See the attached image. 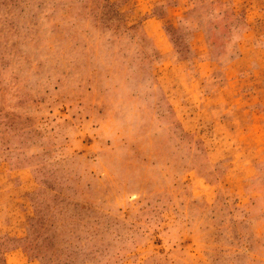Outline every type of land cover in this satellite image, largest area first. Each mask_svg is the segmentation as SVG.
I'll return each instance as SVG.
<instances>
[{"label": "rangeland", "instance_id": "rangeland-1", "mask_svg": "<svg viewBox=\"0 0 264 264\" xmlns=\"http://www.w3.org/2000/svg\"><path fill=\"white\" fill-rule=\"evenodd\" d=\"M0 264H264V0H0Z\"/></svg>", "mask_w": 264, "mask_h": 264}]
</instances>
